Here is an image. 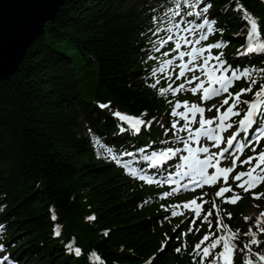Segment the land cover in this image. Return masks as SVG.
<instances>
[{
  "label": "trees",
  "instance_id": "trees-1",
  "mask_svg": "<svg viewBox=\"0 0 264 264\" xmlns=\"http://www.w3.org/2000/svg\"><path fill=\"white\" fill-rule=\"evenodd\" d=\"M141 1L65 0L19 71L0 82V220L28 264H91L92 250L107 264H142L152 255V264H186L174 239L159 250L166 240L160 216L141 205L143 193L97 146L138 145L117 137V120L99 102L152 115L164 104L146 80V10L153 5ZM212 1L226 38L240 44L236 34L246 23L237 0ZM239 3L264 28V0ZM72 238L82 250L78 259L65 253Z\"/></svg>",
  "mask_w": 264,
  "mask_h": 264
},
{
  "label": "snow or ice",
  "instance_id": "snow-or-ice-1",
  "mask_svg": "<svg viewBox=\"0 0 264 264\" xmlns=\"http://www.w3.org/2000/svg\"><path fill=\"white\" fill-rule=\"evenodd\" d=\"M166 3L167 11L164 15L168 19L161 20L154 17L156 28L153 34L158 39L150 41L152 47L149 50L148 59H160V57L150 54L152 52L160 53L162 57H169L160 59V73H163L166 67L171 68L174 61L178 59L181 63L178 64L179 71L175 78H184V80L175 88L171 83L167 87H159L158 94L161 97H166L169 93L176 94L183 89L193 94L202 93V98L206 101L210 97L227 93V97L220 105V107L225 105L227 107L221 112L220 108L212 105L208 111L215 109L218 115L209 119L204 115L205 108L196 103H189L188 100L175 102L169 100L168 103L172 105L171 117L179 116L180 118V120H173L170 127L165 129L167 134L174 136V139L162 141L161 144L164 146H141L135 152L125 149L123 153H113L111 160L116 165H122L123 168L128 169L127 174L133 179L138 178L141 182L146 181L149 185L155 183L171 186L170 191L164 192V197L176 195L181 188L187 191L190 188H200L205 185L216 186L221 180L223 186L219 187L215 195L224 197L225 193L234 191L228 184L230 174H233L231 179L236 187L245 192L264 186V147L261 146V141H264V66L251 63L256 57L264 56V36H262L264 28L258 25L257 20L237 0L236 10L243 13V19L250 25L246 33V44L242 45L243 51L238 50V55L249 57V66L240 69L229 64L226 59H222V52L213 55V50L226 46L225 42H212L206 45L203 43L208 41L209 36L214 32L223 33L225 30L224 28L215 29L214 25L217 20L210 19L207 15L213 7L212 0H166ZM161 23L168 26L161 28ZM161 32L164 35H160ZM169 42H173L174 47ZM166 45L169 50L162 51ZM190 45H199V47L192 46L187 50H182L185 46ZM251 54H255V56ZM186 57L188 59H185ZM212 61L215 63H210ZM149 71L152 78L157 77L156 68H151ZM186 72L191 75L186 76ZM245 77L247 86L237 92H231L230 89L234 86V82ZM168 79L172 80L173 77L169 75ZM159 84L160 80L156 78L150 87L157 89ZM186 84L193 86L188 89L185 87ZM245 93H252L254 98L250 101L241 99ZM238 105L246 107L238 108ZM100 107L104 108L107 105L102 104ZM181 108L184 111H177ZM241 113H243L242 116ZM143 115L146 116L147 112H144ZM114 116L129 126L127 129L121 126V131L140 134L142 126L151 128V122L143 118L125 115L119 111H115ZM198 116L199 118H197ZM233 117L237 119L233 120ZM180 121L183 123L181 124ZM159 123L162 127L164 126L162 121ZM182 132L187 135L181 136ZM247 149L251 150L252 155L241 159ZM258 149L260 150L258 151ZM109 151L111 152V149ZM121 156L137 157L139 160L137 170L133 171L126 160L119 158ZM221 160L229 161V166H221ZM237 161L240 162V165H247V170L236 172ZM145 166L155 175L146 173ZM172 166H174L173 170L169 171ZM161 173H164L163 179H158L157 177ZM253 194L256 199L264 197V192ZM238 198L237 195H233L225 199L227 202L235 203ZM197 199H191L182 205H161L163 209L170 212L173 218L177 217L179 208L190 210L188 213H181L184 220L176 226L174 231L181 229L187 234L193 230V216L199 218L202 213V207ZM213 207L215 208L216 205L213 204ZM212 216V211H207L203 216V220L209 224L210 230L194 245L196 256L199 259L194 260L193 264H234L237 246L233 241L236 234L229 235L225 231L228 226L218 218L215 223L216 230L213 231V222L209 219ZM163 219H167V217H163ZM248 219L250 217L245 218V220ZM256 227L261 233H264V222L257 220ZM217 232L220 234L217 235ZM249 232L253 237L256 236L251 228H249ZM56 234L59 235V233ZM173 238H167L160 250L163 251ZM258 243V240L253 238L244 244V248L239 249L242 253L247 249L244 264H264V250L257 251L255 258H252V246H258ZM202 245L203 247H201ZM217 249L219 250L217 251ZM4 250V246L0 245V251ZM174 251L180 252L181 248L177 247ZM75 254L79 256L81 250L76 248ZM92 255L96 256L95 253ZM96 258L98 259V257ZM0 264H13V262L9 256H4L0 258Z\"/></svg>",
  "mask_w": 264,
  "mask_h": 264
},
{
  "label": "water",
  "instance_id": "water-1",
  "mask_svg": "<svg viewBox=\"0 0 264 264\" xmlns=\"http://www.w3.org/2000/svg\"><path fill=\"white\" fill-rule=\"evenodd\" d=\"M65 0H0V82L14 76Z\"/></svg>",
  "mask_w": 264,
  "mask_h": 264
},
{
  "label": "rangeland",
  "instance_id": "rangeland-1",
  "mask_svg": "<svg viewBox=\"0 0 264 264\" xmlns=\"http://www.w3.org/2000/svg\"><path fill=\"white\" fill-rule=\"evenodd\" d=\"M259 205L258 203H253V208L249 209L246 212V216L250 217V219H253L254 221L259 216V210L256 209V206ZM26 260L22 258V262L24 263Z\"/></svg>",
  "mask_w": 264,
  "mask_h": 264
},
{
  "label": "bare ground",
  "instance_id": "bare-ground-1",
  "mask_svg": "<svg viewBox=\"0 0 264 264\" xmlns=\"http://www.w3.org/2000/svg\"><path fill=\"white\" fill-rule=\"evenodd\" d=\"M252 55H255V54H252ZM238 56V55H237ZM247 57V56H246ZM260 57H263L264 58V56H260ZM239 61H241L240 59H238V58H236L235 59V63L236 64H239ZM247 63H245V65H246ZM119 125H121V124H119ZM148 136H149V134H148ZM174 168V167H173ZM2 223H4V222H2ZM1 225V224H0ZM11 228V227H10ZM6 229H9V227H8V225H6V226H4V225H2V232L4 231V230H6ZM12 253V252H14V249L13 248H11V249H9V253ZM75 259H78V258H75Z\"/></svg>",
  "mask_w": 264,
  "mask_h": 264
}]
</instances>
